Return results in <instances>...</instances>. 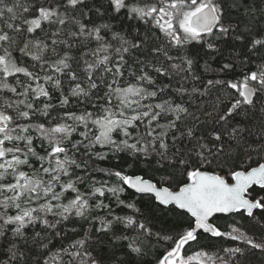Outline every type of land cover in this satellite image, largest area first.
<instances>
[{"label":"snow or ice","instance_id":"obj_1","mask_svg":"<svg viewBox=\"0 0 264 264\" xmlns=\"http://www.w3.org/2000/svg\"><path fill=\"white\" fill-rule=\"evenodd\" d=\"M264 256V0H0V264Z\"/></svg>","mask_w":264,"mask_h":264},{"label":"trees","instance_id":"obj_2","mask_svg":"<svg viewBox=\"0 0 264 264\" xmlns=\"http://www.w3.org/2000/svg\"><path fill=\"white\" fill-rule=\"evenodd\" d=\"M252 264H264V256H261L259 253L251 256Z\"/></svg>","mask_w":264,"mask_h":264}]
</instances>
